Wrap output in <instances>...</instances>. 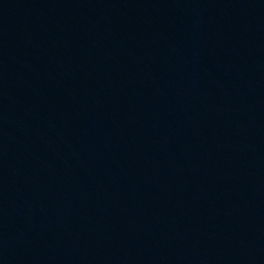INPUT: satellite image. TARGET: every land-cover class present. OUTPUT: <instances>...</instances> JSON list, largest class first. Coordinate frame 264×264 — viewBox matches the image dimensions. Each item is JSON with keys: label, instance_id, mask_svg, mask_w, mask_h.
<instances>
[{"label": "water", "instance_id": "1", "mask_svg": "<svg viewBox=\"0 0 264 264\" xmlns=\"http://www.w3.org/2000/svg\"><path fill=\"white\" fill-rule=\"evenodd\" d=\"M0 264H264V0H0Z\"/></svg>", "mask_w": 264, "mask_h": 264}]
</instances>
